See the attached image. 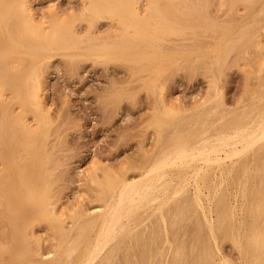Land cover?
I'll return each mask as SVG.
<instances>
[{
  "label": "rangeland",
  "instance_id": "1",
  "mask_svg": "<svg viewBox=\"0 0 264 264\" xmlns=\"http://www.w3.org/2000/svg\"><path fill=\"white\" fill-rule=\"evenodd\" d=\"M23 1L45 33L58 24L73 35L49 49L0 0V264H50L75 217L97 214L110 183L137 178L172 133L196 143L209 125L243 126L264 108V0H128L142 22L115 0L100 15L90 8L97 0ZM245 144L243 156L213 169H224L218 189L203 183L201 212L222 222L215 243L186 192L163 210L165 235L151 217L117 236L111 264H213V246L216 260L264 264V133L255 127ZM215 151L199 146L191 160L222 155ZM204 175L188 176L191 191Z\"/></svg>",
  "mask_w": 264,
  "mask_h": 264
},
{
  "label": "bare ground",
  "instance_id": "2",
  "mask_svg": "<svg viewBox=\"0 0 264 264\" xmlns=\"http://www.w3.org/2000/svg\"><path fill=\"white\" fill-rule=\"evenodd\" d=\"M10 1L11 2L6 6V15H10V17L11 16L15 17L17 19V22L19 23V26L22 28V30L24 32H27V33H30V34H34L35 36L39 37L45 43V45L48 46V48L49 47H53V46L61 47L63 44H66L68 42V40L72 39V35L73 34H71L72 30L70 29V27L55 24L52 28L50 27L51 30H50L49 33H45L35 23L33 15L30 13V11L26 7V5H25L23 0H20L18 2V4L14 3L13 0H10ZM172 1H174V0H172ZM115 2H116V4H118V6H121L125 10L129 11L130 8H131L128 0H115ZM4 3H6V2H4ZM92 3H93V1H92ZM94 3L95 4L90 7L91 11L93 13L99 14V13H102V12H105V11H110L112 9V7H111L112 0H105V1L97 0ZM173 3H175V2H173ZM154 4H156V3H154ZM88 7H89V4H88ZM81 11H82V9H81ZM129 13H130L131 17H133V19H136V21H138V22H142V19L139 17V14H138L137 10H135V9L134 10H130ZM54 21H56V20L54 19ZM121 29H123V28H121ZM47 31H49V30H47ZM130 32L132 33L131 30H130ZM114 33L116 34L117 32H114ZM0 35H1V33H0ZM113 37H115V35ZM5 39H8V38L6 37ZM5 48H7V47H5ZM108 49H111V48H108ZM259 49H261V48H259ZM113 50H114V48H113ZM138 51H141V50H138ZM151 51H153V50H151ZM103 52H105V50ZM162 53L160 54L161 56H162ZM153 54H156V53H153ZM157 55H159V54H157ZM21 56H24V55L21 54ZM29 58H31V57H29ZM157 58H160V57H157ZM19 59H21V57ZM21 61H23V60H21ZM18 64H20V63H18ZM33 78H34V76H33ZM1 85H2V83H1ZM7 85H9V84H7ZM3 91H4V89H3ZM0 92H1V90H0ZM29 93H30V96H31L30 99L32 100V103L37 107L39 113L42 114L43 113L42 102H41L42 101L41 100L42 96H41L40 91L37 88H34ZM0 97H1V93H0ZM8 104H9V102H8ZM1 105H3V104H1ZM10 105H12V104H10ZM260 108H261V106H260ZM255 109L256 108H253V110H255ZM21 110H22V108H21ZM241 110H243V108ZM210 111H211V114L215 113L216 112V108L213 106L210 109ZM238 111L239 110H237V112ZM257 111H258V113L255 114L253 117H251L252 118L251 121H248L244 125H243L244 122L242 123L243 126H240V125L236 126L235 124H233L236 127L233 126V127H228V129L227 128L224 129L221 126H218L220 124H214L213 123V124L209 125V127H207V129L204 132L202 131V133H203L202 139L199 142H196V143H192L194 138L191 141L192 144L188 143L190 141H186V140H185L186 142L184 141L185 143H182V142L179 143V141L177 142V140L173 139L174 136H176L178 134V132L172 133L170 135L169 139L167 140L168 142L166 141L167 143L162 145L160 147V149H158L159 152H157V154L155 156H153L149 160V162H147V164H145L141 168L142 169V173L140 175H138L137 178H135L134 180L129 181V180H127V179H125L123 177V178H121L119 180H116L113 183H110V195H109V198H108L107 202L102 206V208L100 207L101 209H99L100 211L97 214L96 213L95 214L94 213L91 214V212H89L90 214L86 215V212H85V215H79V216L75 217V220L72 223V227L70 228L69 233H67V235L63 238V240L59 243V246L56 247V251L51 254L50 264H96V263H98V261L100 262V264H111L112 257L115 256L114 253L116 251V247H114L112 243L116 240L117 236H119L121 234H126V233L134 230L136 227L141 225V223H144L145 221H149L151 217L157 216L158 221L161 224V231H162L163 235H165L168 228H167V223H166L167 219L165 217V214H164L163 210H164L165 206L167 205V203L170 200H173V198H175V196L177 197L178 195H181L182 193H186V192L187 193L190 192L191 201H193L199 207L200 214L202 213L201 215H203V216H201V215L200 216L202 217V220L204 222L203 224L204 225L206 224V227L205 226L204 227L208 229L207 233L209 235V241L215 243L216 242L215 230L218 229V228L220 229V227L222 226V224H221L222 222H221L220 218L218 217V213H216V215H215L216 218L214 219L213 215L212 216H210V215L207 216L205 214L206 211L205 212H201V210L204 211V209L202 207V204H201V196L204 195V193L202 194V187L204 186L203 183L208 184L211 187L213 186V188H215V189H218L216 187H218V186L220 187V185H221V182L219 180H222L221 179L222 178L221 175H223V170H224L222 168L224 167V164H226L225 161L226 160L228 161L232 157H233V159H235L234 157H240L241 155L243 156V154H245L246 151L243 154H241V153L243 152V150L245 148H247V144H249V146H250L251 145L250 143H254V142H253V140H251L250 143L245 144L246 145L245 147L241 146L242 144L241 145H238V144H240V142L245 140L246 136H249L251 134V130H253L255 127L260 128L262 133H264V108H262L261 111L257 109ZM235 112H236V110H235ZM1 114H3V113H1ZM249 117H247V118H249ZM40 118H41V115H40ZM242 118H244V117H242ZM242 118H241V120L243 121ZM241 120H239V121H241ZM201 125H202V123H201ZM10 126L12 127V125H10ZM3 131H5V130H3ZM178 136H179V134H178ZM184 139H182V140H184ZM199 146L208 147V148H211V149H217L218 151H215L216 154L217 153L219 154V152H221L222 155H218L217 154L218 156H213V157L208 156V158L205 157V159H204V161L202 163L201 162L200 163L193 162L194 159H193V161L191 160V156L192 155H191L190 152L193 149H197ZM239 146H241V148ZM2 147H3V145H2ZM250 147H249V150H250ZM245 150H247V149H245ZM215 152H214V155H215ZM261 156H264V155H261ZM22 158L24 159V157H22ZM217 166H223V167H221L222 171L220 170L221 174L219 173V170H217L218 173H215L216 169H214V168L215 167L217 168ZM144 167H145V169H143ZM213 169L215 171H213ZM217 169H219V168H217ZM227 171H228V169H227ZM201 172L203 174H205L204 178H201V180L198 183V185H197V183H196V185H194L195 188L194 187L193 188H194L195 192H193V190L192 191L190 190V186H189L190 181L188 180L189 179L188 176L189 177L190 176H194L195 177L196 175L199 176V174H201ZM195 178H197V176ZM190 179H191V177H190ZM93 180H94V178H93ZM217 180L220 182V185H218V186H217ZM215 189L213 191H216ZM207 190H209V189L207 188ZM216 193L217 192H215V194ZM215 194L212 193L213 196H215ZM207 196L208 195H205V199H206ZM104 199H105V197H104ZM207 199H208V197H207ZM211 200H213V199L211 198ZM216 200H217V198H216ZM252 200H253V198H252ZM206 201H207V203L210 202L208 200H206ZM249 201H251V200H249ZM219 203H221V202H219ZM52 206L50 205V207H52ZM209 207H210V205H209ZM8 208H10V206ZM10 211H11V209H10ZM81 212H83V211H81ZM207 212H208V210H207ZM56 213H57V211H56ZM74 215L75 214H73V216ZM60 216H61V214H60ZM62 217L63 216H61L60 218H62ZM221 217H223V216H221ZM227 217H228V215H227ZM56 219H59V218H56ZM52 220H54V219H52ZM62 221H64V219ZM171 222H173V221H171ZM147 223H149V222H147ZM3 227H4V225H3ZM140 230H141V228H140ZM148 232H149V230H148ZM229 233H230V231H229ZM141 234H143V233L141 232ZM53 237H54V235H53ZM127 237H128V235H127ZM147 237H148V235H147ZM137 241H138V239H137ZM158 242H160V241L158 240ZM164 242L168 246H170V240L166 239V237H165ZM128 243H129V241H128ZM131 244H132V242H131ZM232 244H234V243H232ZM51 245H53V244H51ZM236 246H237V244H236ZM129 248H130V246H129ZM142 248H144L143 245H142ZM129 250L130 249H128V251ZM144 251H145V249H144ZM162 251L163 250L161 249L159 251V253L161 254ZM208 253H209L210 258H211V263H213V264H233V261H231V260H229V259H227V258H225L223 256H220L218 258V260L214 259V254H218L219 253V255H220V251H219V249L216 246H213L212 250L208 251ZM48 254L50 256V253H48ZM41 257H43V256H41ZM243 257H245V255ZM131 259H132V257H131Z\"/></svg>",
  "mask_w": 264,
  "mask_h": 264
}]
</instances>
